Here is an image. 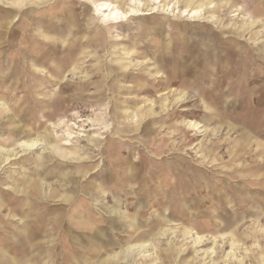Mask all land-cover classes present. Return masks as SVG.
<instances>
[{
	"label": "rangeland",
	"instance_id": "374dc122",
	"mask_svg": "<svg viewBox=\"0 0 264 264\" xmlns=\"http://www.w3.org/2000/svg\"><path fill=\"white\" fill-rule=\"evenodd\" d=\"M139 1L140 14L106 26L93 1L0 0V147L18 154L6 165L0 154L1 244L10 232L26 256L16 216L42 222L48 264H65L74 239L105 246L96 264L148 233L158 264H212L205 250L218 262L233 232L237 256L264 264V0H213L196 19L182 10L201 0ZM37 132L55 143L25 152ZM154 259L135 250L129 262Z\"/></svg>",
	"mask_w": 264,
	"mask_h": 264
},
{
	"label": "bare ground",
	"instance_id": "6f19581e",
	"mask_svg": "<svg viewBox=\"0 0 264 264\" xmlns=\"http://www.w3.org/2000/svg\"><path fill=\"white\" fill-rule=\"evenodd\" d=\"M82 1V0H81ZM83 1H93L94 0H83ZM50 2V1H49ZM152 2L154 3V5H161L163 3V0H152ZM13 5H17L18 6V2L15 1L13 2ZM44 5V4H43ZM94 6V11L102 16V24L103 25H117V24H121L125 21L128 20L129 17H132L135 14H140V12L142 10H140V7H142L144 5L143 2L139 1V0H129L128 3V10L127 11H122L121 8H119L118 5H116L113 2H109V1H103V2H94L93 4ZM167 6V4H166ZM145 7V6H144ZM157 7V6H156ZM220 7L219 3H215L213 0H201L200 3H197V5L193 8L190 9V6L188 8H185L184 10H182V16H189L191 15V17L193 19L199 18L202 14V12L204 10H208V9H217ZM238 7V6H237ZM43 10V9H42ZM147 10V9H146ZM157 10V8H152L149 11L145 13V15H149L152 13H155ZM148 11V10H147ZM167 11H170L169 6ZM211 11V10H210ZM214 13V12H213ZM212 14V13H211ZM2 19V18H1ZM6 22V21H5ZM8 23L4 24V27L6 26V28L9 27V25L12 24V21L9 23V21H7ZM3 24H0V26H2ZM2 28V27H1ZM10 28V27H9ZM41 34V33H40ZM42 35V34H41ZM207 39H209L210 41H214V36H210L208 35ZM62 42V41H61ZM132 49V48H131ZM247 53V52H246ZM255 58V57H254ZM251 61V60H250ZM11 75V74H10ZM12 86V85H11ZM105 88V87H104ZM191 88V87H190ZM178 101L182 100V97H180L179 99H177ZM4 102H0V107L3 108L4 106ZM13 121V120H12ZM11 125V124H10ZM186 126H188L189 129H192L193 131H198L201 132L202 129L204 128L200 123L198 122H194V121H188L186 123ZM36 137H32V136H28L27 139H23V141L21 143H19V146L23 147L26 151H30V150H34V149H38L39 147H41L42 142H50L51 143H55L54 140H51L50 137H48L47 133H36ZM73 136V133L69 134V138L71 139ZM48 140V141H47ZM16 144V143H15ZM18 146V145H17ZM43 149V148H42ZM14 150V149H12ZM55 150H57V146H55ZM0 154H4L5 159L2 162L3 164H11V162L15 159L18 158V154L12 152L11 150H6L3 147H0ZM48 158H40L37 160L35 159L37 162V168L35 170L36 173H39L41 168L44 167L45 164V160ZM1 163V162H0ZM123 170V169H122ZM127 170V169H126ZM121 171V170H120ZM117 172V171H116ZM105 174V173H104ZM110 174V173H109ZM113 175V174H112ZM63 178H65L62 175ZM126 177V176H125ZM111 178V177H110ZM104 182V181H103ZM252 182V181H251ZM102 183V182H101ZM112 184V183H111ZM160 186V185H159ZM119 187V186H118ZM124 187V186H123ZM10 190L13 191H19L17 187L14 186H9L8 187ZM117 188V187H116ZM122 188V187H121ZM111 189V188H110ZM125 189V188H124ZM26 190V189H24ZM30 190V189H29ZM112 190V189H111ZM4 191V190H3ZM115 191V190H114ZM56 191H52V189L49 187V193H45L47 198H51L54 201H60V202H68L70 203L71 206L74 205V203L76 202V191L74 190L72 193L68 194V197L64 199V197H55L54 193ZM111 192V191H110ZM62 193V192H61ZM115 193V192H114ZM40 194V193H39ZM4 195V194H3ZM1 198V196H0ZM28 200V199H27ZM13 201V200H12ZM13 203V202H12ZM10 204V203H9ZM8 205V204H7ZM16 205V204H15ZM31 205V204H30ZM27 206V204H26ZM30 207V206H29ZM77 208V207H76ZM139 210V209H138ZM46 212V211H45ZM76 212L82 216L81 219H83V226L88 227L89 231H94V228L96 227L95 223L91 221L92 217L91 214L88 212V208L86 207H79V209L76 210ZM34 213V212H33ZM47 214V213H46ZM38 215V214H36ZM44 215V214H43ZM40 216V215H39ZM46 216V215H44ZM14 218L19 221L20 223H23L24 226L17 228L16 230L19 232L20 235H23V237L25 238V240H27L28 242H36L37 240H39V238H41L42 236V231L41 228L39 227L42 222L38 221L37 223L33 224H29L26 223L25 219L20 217H16L14 216ZM59 220V218H51L48 222L49 225H55L54 223H57ZM47 221V220H46ZM136 221V220H135ZM13 224V223H12ZM64 228V226H63ZM138 228V227H137ZM96 229V228H95ZM108 229V228H107ZM191 232L193 231V229L189 228L187 229L186 232ZM85 232V231H83ZM145 232V231H143ZM62 233V232H61ZM72 234V236H74L73 232H70ZM97 233V232H96ZM132 233V232H131ZM93 234V233H92ZM140 234V232H139ZM198 234V233H196ZM60 235V234H59ZM90 235V234H89ZM112 235V234H111ZM136 235V234H135ZM158 235V234H156ZM226 234L222 235V237H225ZM228 235V234H227ZM231 243H230V248L223 252L224 255L218 259L217 261H214L215 259V255L217 254V250L216 247H211L207 250H205V253L210 255L212 258V264H218L219 261H221L222 264H232V262H236L237 264H245V258H247V255L249 254V249L245 248V253L243 255V257H238L237 256V250L240 247V242L236 241V235L235 233L231 232ZM64 236V235H63ZM248 236V235H247ZM62 237V235H61ZM93 237V235H92ZM86 238L85 236L83 237L84 240L82 239H74L73 243H70V245H61V252L63 254L66 255V261L65 264H82V262L84 263H88V264H93V262H91V256L90 254H92L93 252H99L101 250L104 249L105 246H103L101 243L98 244L97 242V246H95L93 244V247L91 249V247H88V243L92 242L93 243V238ZM151 236L149 235H142L140 236L139 242L136 244H130L123 246L120 251H117L113 254H111L110 256H108L107 258H105L103 260V262L100 263H96V264H121V260H126L128 262V264H130L129 262V258L132 256V253L137 250L142 254V257L144 258H152L154 257L155 259L153 260L154 263L152 264H158L157 261L159 259V256L157 254V256H154V253L156 251H158L157 247L155 245H153V243H151L149 240ZM64 238V237H63ZM155 238V237H154ZM251 238V237H250ZM48 239V238H47ZM225 239V238H224ZM44 240V239H43ZM216 240V239H215ZM3 241V240H1ZM136 241V240H135ZM195 244H201L204 243L206 241V237H202L200 235H197L196 238L194 239ZM247 241V240H246ZM62 242V241H61ZM67 242V241H66ZM41 243H43L41 241ZM107 243V242H106ZM115 243V242H114ZM39 245V242L37 243ZM120 244V243H119ZM217 244V243H216ZM4 245V244H2ZM122 245V244H121ZM218 245V244H217ZM117 246V245H116ZM258 247H260L259 245H257ZM63 247H67V250H63ZM88 248V249H87ZM24 249V248H23ZM226 250V249H225ZM32 252V251H30ZM61 252L59 253V255L61 254ZM176 253V252H175ZM18 254V253H17ZM99 254V253H98ZM106 254V253H105ZM156 255V254H155ZM54 257V256H53ZM193 258H188L186 261H183L182 264H190V261H192ZM22 260V259H21ZM24 260V259H23ZM180 261V260H179ZM22 262V261H21ZM50 263V260H47V263ZM22 264V263H21ZM46 264V263H45Z\"/></svg>",
	"mask_w": 264,
	"mask_h": 264
},
{
	"label": "crops",
	"instance_id": "0c3cea01",
	"mask_svg": "<svg viewBox=\"0 0 264 264\" xmlns=\"http://www.w3.org/2000/svg\"><path fill=\"white\" fill-rule=\"evenodd\" d=\"M43 225L41 224L39 227L41 228ZM44 235V231H42V236L37 240V243L39 242V245L35 242H28L25 240L23 235H20L24 242L27 244V246L24 248V253L26 254L25 257L17 259V249H16V237L10 236V232L6 234V240H4V245L1 244L0 239V264H48L47 260L49 259L46 252V247H44V243L46 241V238ZM44 239V240H43ZM41 241L43 243H41ZM32 251V252H30ZM27 252V253H26ZM22 259V260H21ZM24 259V260H23ZM22 261V262H21Z\"/></svg>",
	"mask_w": 264,
	"mask_h": 264
}]
</instances>
